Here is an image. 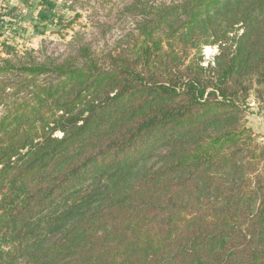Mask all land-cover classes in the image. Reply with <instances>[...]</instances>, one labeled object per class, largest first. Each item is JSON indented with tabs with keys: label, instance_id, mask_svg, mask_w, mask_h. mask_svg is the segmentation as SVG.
<instances>
[{
	"label": "trees",
	"instance_id": "1",
	"mask_svg": "<svg viewBox=\"0 0 264 264\" xmlns=\"http://www.w3.org/2000/svg\"><path fill=\"white\" fill-rule=\"evenodd\" d=\"M123 13L115 49L0 58V264H264V138L247 121L264 0Z\"/></svg>",
	"mask_w": 264,
	"mask_h": 264
},
{
	"label": "rangeland",
	"instance_id": "2",
	"mask_svg": "<svg viewBox=\"0 0 264 264\" xmlns=\"http://www.w3.org/2000/svg\"><path fill=\"white\" fill-rule=\"evenodd\" d=\"M50 1L52 6L42 0H0V58L10 57L13 52L20 56V62L31 57L36 61L62 57L73 52L72 45L78 40L97 51H109L135 27L129 15L121 14L126 0ZM39 11L47 19L40 20ZM216 51L214 46L204 47L205 62ZM249 103L248 125L264 138V102H255L251 97ZM97 177L91 176L87 184L97 181Z\"/></svg>",
	"mask_w": 264,
	"mask_h": 264
}]
</instances>
